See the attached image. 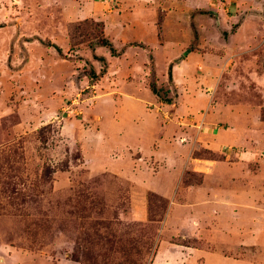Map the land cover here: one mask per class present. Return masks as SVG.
<instances>
[{"label": "rangeland", "instance_id": "1", "mask_svg": "<svg viewBox=\"0 0 264 264\" xmlns=\"http://www.w3.org/2000/svg\"><path fill=\"white\" fill-rule=\"evenodd\" d=\"M176 82L204 106L185 113ZM206 115L241 138L207 150ZM258 133L264 0H0V264H264V225L214 230L191 170L264 151Z\"/></svg>", "mask_w": 264, "mask_h": 264}, {"label": "crops", "instance_id": "2", "mask_svg": "<svg viewBox=\"0 0 264 264\" xmlns=\"http://www.w3.org/2000/svg\"><path fill=\"white\" fill-rule=\"evenodd\" d=\"M193 56L194 54H192V57L188 54V56L182 57L179 65H177L178 73H182L184 69L188 70L189 67L192 66V64H189V61L194 59ZM192 70H195V65L192 66ZM176 84L177 90L181 93L179 94L177 104L184 110L185 113H188L190 108L195 109V107L200 105L204 106V99L206 95L202 92L203 88L201 86L198 85V87H195L193 84V86L191 85L184 89V84L181 85L177 82ZM128 97L136 99L138 96ZM147 103L149 104L148 100H143V105L145 106L146 111H148L146 108ZM116 104L119 105V101ZM217 118H220V116H217ZM213 119H216V117L206 115L203 119V127L198 129L196 133V139L204 144V148L207 150H214V148L219 146H225V144L217 142L219 133L223 131L226 134L232 135V137L241 138V134L236 128H214L212 124ZM161 130V133L164 134L165 131H163V129ZM259 136L262 140H264V134H259ZM137 148L140 151L143 149L141 146H138ZM142 152H151L153 154L156 152L157 154L158 151ZM231 154L232 161L228 163L226 159L221 162L206 161L201 159L192 160L193 162L191 165L193 168H191V170L200 174V187L203 188L199 193V203L203 205H199L198 207L200 210H198V207L196 210L203 212L205 216H208V218L211 217L215 219L214 230L219 229L221 231H219L220 234L225 235L224 231L231 232L233 229L245 225V223L246 227H253L256 231H258L259 228L264 225V198L256 194L259 193L258 189H264V183L257 185L253 182L258 178V180H261V173L263 172L262 168L264 167V151H231ZM174 158V160H176V157ZM195 161L203 164L200 165L194 163ZM177 164L179 166V163ZM217 164H223L225 168H231V171L237 168V173L234 175L232 172V174L227 177L221 176L220 173L214 171ZM251 166L255 168V172L252 170ZM211 185L214 187V191L215 188L221 189V194H219L218 191H215L212 197L211 195L209 196L206 189L212 187ZM239 188L243 190V193L245 194L236 197L231 196V194ZM192 210H195V208ZM243 222L245 223L243 224Z\"/></svg>", "mask_w": 264, "mask_h": 264}, {"label": "trees", "instance_id": "3", "mask_svg": "<svg viewBox=\"0 0 264 264\" xmlns=\"http://www.w3.org/2000/svg\"><path fill=\"white\" fill-rule=\"evenodd\" d=\"M75 27H77V28H76L77 30L79 29V28H78V25L75 26ZM102 28H103V25H102V23H100V22H97V23H94V24H93V29H95L96 32H97V33L94 34L93 39L95 40V42H97V45H98L99 47H105V48H107V49L110 51L111 56H118L119 53H117V52L115 51V49L113 48V46H112V44L110 43V41H109L107 38H105V37L103 36ZM91 36H92V35H91ZM80 42L83 43V41H80ZM138 45L140 46V44H138ZM53 48L55 49V51H56L58 54H61L59 48H57L56 46H54ZM150 59H151V58H150ZM91 75H94V74H91ZM149 89H150L151 92L155 93V90H154V86H153V85L150 84ZM206 151H207V150H206ZM208 152H209V151H208ZM192 158H193V159H201V160H204V159H203L199 154H197V153H192Z\"/></svg>", "mask_w": 264, "mask_h": 264}]
</instances>
